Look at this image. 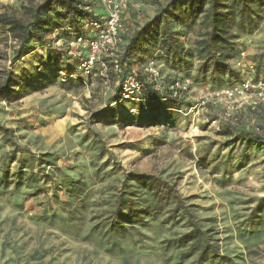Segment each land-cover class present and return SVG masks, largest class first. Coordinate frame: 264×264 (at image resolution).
<instances>
[{"label": "rangeland", "instance_id": "1", "mask_svg": "<svg viewBox=\"0 0 264 264\" xmlns=\"http://www.w3.org/2000/svg\"><path fill=\"white\" fill-rule=\"evenodd\" d=\"M42 1L0 0V14L28 24ZM169 1L133 0L123 36L134 37ZM87 3L101 17V6ZM235 12L230 27L246 54L244 66L233 62L238 78L223 76L221 86L209 77L195 82L201 64L196 46L204 34L199 25L186 32L170 24L180 45L194 53L187 58L190 70L171 67L157 47L144 58L157 61L165 94L175 80L189 84L182 107L119 102V79L100 67L81 81L63 82L60 71L79 73L87 49L67 25L58 26V13L48 20L44 42H32L14 64L18 43L0 32V83L8 72L16 83L0 97V264H195L193 242L168 245L192 230L182 212L170 218L168 207L154 206L144 218L125 220L126 230L110 229L116 191L131 172L161 177L183 195L194 221L218 247V257L203 264H264V147L231 140L242 129L264 140V108L226 115L221 106L197 107L207 94L259 74L264 20L253 34H240ZM141 66L133 64L131 72L145 79ZM15 145L22 151L13 155ZM138 200L137 209L156 203L147 195Z\"/></svg>", "mask_w": 264, "mask_h": 264}, {"label": "trees", "instance_id": "2", "mask_svg": "<svg viewBox=\"0 0 264 264\" xmlns=\"http://www.w3.org/2000/svg\"><path fill=\"white\" fill-rule=\"evenodd\" d=\"M87 2L89 0H44L31 10V22L28 24L21 19L0 14V32L9 34L18 43L14 49L11 64L21 60L29 53L28 46L32 42H44L49 33L48 20L54 14L58 13V26L63 28L64 24L67 25L74 31L75 36L81 31L84 22L98 19L99 16L90 11V5ZM251 3L256 4L259 8L253 9ZM235 11L239 17L238 30L240 34H253L259 23L264 20V0H232L230 5L224 3L223 0H170L150 23L137 31L134 37L125 38L126 43L121 53L122 65L126 72H131L133 64L143 65L144 58L150 56L157 47L158 50H165L171 58V67L177 69L183 64L186 71L190 70L192 63L187 58L192 57L194 53L185 50L180 45L178 39L171 33L170 24L175 23L186 32L192 31L195 26L199 25L204 34L196 46V54L201 64L198 69L200 77L199 79L195 78V82L206 81V78L209 77L211 83L216 84L223 76L238 78L240 75L238 71H235L233 62L240 55L236 43L240 35L230 27V15L235 14ZM50 59L52 62V58ZM136 60L139 61L136 62ZM63 61H65L64 58L61 62ZM255 69L259 74H256L254 79L264 78V55ZM65 71L68 72L67 68ZM67 74L72 75L69 72ZM217 84L221 86V83ZM218 85L217 87H219ZM15 86L16 83L12 79L11 73H6L3 83H0V97ZM160 96L153 85H147L143 94V98L151 108L158 104H165L164 108H166L165 106H173L176 103L173 100L160 103ZM5 131L11 133L9 129ZM231 140L233 143H252L255 146L264 147L263 139L244 129ZM20 151L22 149L15 145L11 154L16 155ZM2 182L8 184V179L5 177ZM82 192L83 189L80 188V194ZM116 192L117 195L110 208V229L114 231L126 230L125 220H130L131 217L144 218L147 209L154 206L153 210H163L168 207L170 218H175L182 212L183 217L188 218L189 224L192 226L189 233L168 241V245L174 244V246L180 247L193 242V251L198 253L195 264H203L209 257H218V247L210 242L205 232L194 221L185 198L171 182L154 175L131 172L124 175L120 188ZM145 195L155 201V205L150 203L145 208L137 209V202L140 201L138 199H142ZM263 201L261 200L259 207L262 206Z\"/></svg>", "mask_w": 264, "mask_h": 264}, {"label": "built area", "instance_id": "3", "mask_svg": "<svg viewBox=\"0 0 264 264\" xmlns=\"http://www.w3.org/2000/svg\"><path fill=\"white\" fill-rule=\"evenodd\" d=\"M102 9L98 19L83 23L81 31L77 34V43L87 49V55L81 59L79 73L68 75L60 72L63 82L68 79L79 81L90 76L95 68L112 72L119 83V102L140 103L146 102L143 94L150 81L154 89L160 93V103L173 100L182 107L183 96L188 94L189 84L183 80H175L169 86V93L162 92V70L155 58L149 59L142 66L143 75L140 77L134 72H126L121 62V53L125 45L123 36V20L131 9L133 0H95ZM246 54L241 52L234 61L238 68L244 66ZM208 105L221 106L226 115L240 113L246 110L264 108V78L258 80H243L238 86L215 91L202 97L197 107L204 108ZM180 112L183 111L181 108ZM188 114V113H186ZM215 123V122H214ZM198 128L194 130V133Z\"/></svg>", "mask_w": 264, "mask_h": 264}, {"label": "crops", "instance_id": "4", "mask_svg": "<svg viewBox=\"0 0 264 264\" xmlns=\"http://www.w3.org/2000/svg\"><path fill=\"white\" fill-rule=\"evenodd\" d=\"M101 11H102V9H101ZM102 13V12H101Z\"/></svg>", "mask_w": 264, "mask_h": 264}]
</instances>
